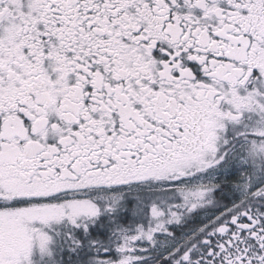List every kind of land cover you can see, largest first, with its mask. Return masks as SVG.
<instances>
[{
  "label": "snow or ice",
  "instance_id": "snow-or-ice-1",
  "mask_svg": "<svg viewBox=\"0 0 264 264\" xmlns=\"http://www.w3.org/2000/svg\"><path fill=\"white\" fill-rule=\"evenodd\" d=\"M0 264H264V0H0Z\"/></svg>",
  "mask_w": 264,
  "mask_h": 264
}]
</instances>
